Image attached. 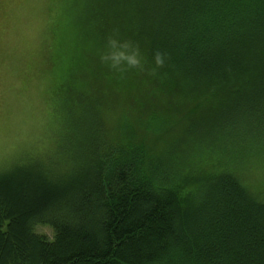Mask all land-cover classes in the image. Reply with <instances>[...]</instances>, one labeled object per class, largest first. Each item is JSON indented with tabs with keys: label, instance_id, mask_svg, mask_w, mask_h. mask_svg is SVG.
I'll return each mask as SVG.
<instances>
[{
	"label": "trees",
	"instance_id": "1",
	"mask_svg": "<svg viewBox=\"0 0 264 264\" xmlns=\"http://www.w3.org/2000/svg\"><path fill=\"white\" fill-rule=\"evenodd\" d=\"M68 8L48 66L74 132L0 168V264H264V189L246 181L264 154V0ZM110 40L140 63L106 60Z\"/></svg>",
	"mask_w": 264,
	"mask_h": 264
},
{
	"label": "rangeland",
	"instance_id": "2",
	"mask_svg": "<svg viewBox=\"0 0 264 264\" xmlns=\"http://www.w3.org/2000/svg\"><path fill=\"white\" fill-rule=\"evenodd\" d=\"M69 5L70 0H0V168L21 157L50 154L58 124L60 138L74 132L62 87L56 89L58 70L55 75L48 66L52 29L70 15ZM108 99L102 119L111 125L116 111L106 104ZM255 156L246 181L256 190L264 189V154ZM35 229L52 235L48 226Z\"/></svg>",
	"mask_w": 264,
	"mask_h": 264
},
{
	"label": "clouds",
	"instance_id": "3",
	"mask_svg": "<svg viewBox=\"0 0 264 264\" xmlns=\"http://www.w3.org/2000/svg\"><path fill=\"white\" fill-rule=\"evenodd\" d=\"M116 43L117 42L115 40L109 41V45H110L111 49H113V50L109 51L105 55L104 58L106 60H110L113 65H120L121 62H124L130 67H135L140 63V61L138 59V53L133 52V53L129 54L126 51H124L123 47H127V45H124L122 48L117 49ZM156 61L158 64L162 62L159 54H157V56H156Z\"/></svg>",
	"mask_w": 264,
	"mask_h": 264
}]
</instances>
